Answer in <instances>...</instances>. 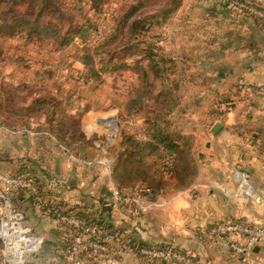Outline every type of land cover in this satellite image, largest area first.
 <instances>
[{
    "label": "crops",
    "instance_id": "0c3cea01",
    "mask_svg": "<svg viewBox=\"0 0 264 264\" xmlns=\"http://www.w3.org/2000/svg\"><path fill=\"white\" fill-rule=\"evenodd\" d=\"M166 26L173 32L168 35V52L181 49L201 64L200 72L223 75L238 87L233 106L221 112L209 129L220 124L205 138L195 176L186 184L176 176L167 177L164 191L155 200H141L140 215H132L113 195L111 162L106 157L91 163L63 151L55 198L64 209L77 208L91 219L110 221L134 242L166 243L190 251L200 264H264V241L238 255L226 239L204 234L226 219L253 224L263 219L264 96L257 89L264 84V22L234 14L225 0H184ZM180 29L186 34L183 46L176 34ZM242 173H246L244 183ZM25 196L36 216L25 212L24 225L31 238L41 240L34 252L35 264H71L63 241L71 240L75 230L40 211L33 193ZM111 242L112 253L95 258L98 264H171L147 260L122 249L120 241Z\"/></svg>",
    "mask_w": 264,
    "mask_h": 264
},
{
    "label": "rangeland",
    "instance_id": "374dc122",
    "mask_svg": "<svg viewBox=\"0 0 264 264\" xmlns=\"http://www.w3.org/2000/svg\"><path fill=\"white\" fill-rule=\"evenodd\" d=\"M131 1L108 0L104 5H97L91 0H80L84 10L98 23L97 30L91 32L94 35L89 43L90 46H94L113 29L116 20L129 7ZM168 1L170 0H156L155 7L146 8L144 12L143 10L137 12L132 20L164 8ZM164 27L165 25L154 24L151 29L144 31V40L154 41L162 47L163 51L168 52L165 47L169 44L168 35L173 32L168 29V26ZM176 34L183 46L186 34L182 29ZM132 38L134 36L126 35L123 44L128 43L127 41ZM76 39L74 45L54 53L50 51L46 42L27 41L12 34L0 36V264L36 263L34 262L36 250L24 254L25 249L22 251L19 246L25 247V240L18 241L16 232L9 231V225L11 227L22 225L26 228L25 212L34 213V217L36 216L35 208L27 206L25 200L27 192L33 193V199L36 197L35 202L40 211H43L45 204L57 205L55 193L62 178L57 174V169L64 168L61 165L63 149L50 138L49 132V134H43V127L48 126L49 123L48 118L34 114L24 117L23 113L16 115L13 110L16 107H25L32 100L29 98L30 94L42 90L45 85L49 89H55L57 86L73 87L76 84L73 75H85L88 72L87 66L77 57L87 55L83 39L80 37ZM138 39L129 42V47H132L130 49L122 46L125 50L123 49L120 55L128 63L127 67L112 74H104L101 78L94 77L87 82H77L78 98L75 101V107L84 108L87 104L90 106L88 111L79 115L80 129L86 136L95 140L96 146H100L99 157H106L111 162V176L113 182L118 184L117 186L130 185L141 179V170L125 173L121 169L118 177L120 179L115 182L112 164L114 167L116 156L115 153H108L107 147L120 142L127 135H143L144 113L138 114L139 110L135 112L131 110L130 103L144 85V70L149 74L155 95L160 90H164L160 92L163 95L169 92L177 101L170 120L173 123V130L181 137L182 150L184 153L188 151L193 154L192 159L194 157L195 162L200 157L199 152L205 149L204 141L210 135L209 129L212 123L221 112L233 106V101L236 100L235 93L238 90L237 82L229 84L230 82L225 81L223 75H205L200 72L203 68L201 64L194 60V56L183 55L181 49L176 54L168 52L175 60L176 66L172 75H169L168 84H163V80L156 77L154 70L150 68L151 60L147 57V53L140 51L142 45H147L140 43ZM133 47L137 50L136 48L132 50ZM73 55L76 58H73ZM136 60L142 61L143 66L137 67L134 63ZM40 75L52 77L50 81L47 79L46 82H41ZM23 79L29 81L25 83ZM7 97H10V103L6 101ZM121 113L124 115L121 116ZM53 121L57 125L64 119L54 118ZM121 162L126 164L124 160ZM25 163L32 167V172L23 171ZM131 163L136 168L139 166L133 161ZM178 165V175L182 173L179 180L184 184L188 183L192 177L191 160L182 158L178 161ZM73 167L76 166L73 165ZM14 177L36 178L35 182L43 192L45 191V198H41L37 192H30L18 186H9L6 179ZM119 181L122 183L120 184ZM48 190L49 193H47ZM46 196H53V198L49 199ZM28 231L26 228L25 233L20 232L24 239L30 237ZM72 234L73 231L70 236ZM32 239V242L38 239L40 241V238ZM10 241L15 246H7V242ZM63 242L65 243V240ZM70 256L69 253V260Z\"/></svg>",
    "mask_w": 264,
    "mask_h": 264
},
{
    "label": "trees",
    "instance_id": "16d2710c",
    "mask_svg": "<svg viewBox=\"0 0 264 264\" xmlns=\"http://www.w3.org/2000/svg\"><path fill=\"white\" fill-rule=\"evenodd\" d=\"M107 1L91 0L92 3L97 5H104ZM183 1L170 0L164 8L147 13L149 15L146 16L135 17L132 20L137 12L142 10L144 12L146 8H153L157 4L156 0H132L121 17L116 20L113 29L98 40L94 46H90L89 43H91L94 35L91 32L97 30L98 23L97 20L91 17L92 15L84 10L80 0H0V36L12 34L27 41L46 42V45L50 47V51L54 53H59L61 50L74 45L77 41L76 38L80 37L83 39L84 50L87 52L85 57H77L87 66L88 72L85 75H73L76 80L73 87L57 86L55 89H49L45 85L42 90L30 94L29 98H32V100L25 107H16L13 110L14 114L23 113L24 117L30 114L46 116L49 123L48 126L43 127V134L50 133V138L54 139L64 152L76 153L86 162L92 163L98 160L100 146H96L95 140L86 136L80 129L79 115L88 111L90 106L87 104L84 108L75 107L74 104L78 98L77 82H87L94 77L95 79L101 78L104 74H112L127 67L128 63L120 55L124 49L122 46L130 49L132 47H129V42L139 38L140 43L147 45H142L140 51L147 53V57L151 60L150 68L155 72L154 75L160 77L163 84H168L169 75L174 72L176 62L156 42L144 40V31L151 29L154 24L165 25L178 11ZM225 2L229 11L234 14L246 15L257 22H264V20L248 13L233 10L229 6V1L225 0ZM126 35L134 36V38L123 44ZM135 48L133 47L132 50ZM74 57L75 55H73ZM134 63L137 67L143 66L142 61L136 60ZM143 75L144 85L137 93V97L130 103L131 110H134V112L139 110L138 114L144 113L143 135H127L120 142L108 146L107 152L110 154L115 153L116 156L114 167L112 164V175L115 182L120 179L118 177L121 169L125 173L141 170V179L130 185L117 186L118 184L114 183L115 187L120 190L121 196L123 198L131 196L133 189L139 185L144 189L143 196L146 199L155 200L164 191L167 177L176 176L179 179V176L182 175V173L178 175L177 171L180 159L188 158L191 160L193 166L191 179L197 172V163L194 157L192 159L193 154L188 151L184 153L180 143L181 137L173 130V123L170 118L176 109L177 101L173 99V95L169 92L165 95L160 92L164 90H160L155 95L146 70H144ZM40 76L41 82H46L47 79L50 81L52 77L49 75ZM23 81L27 83L29 80L23 79ZM6 101L10 103V97H7ZM122 115L124 113H121ZM54 118H63L64 121H59L55 125L53 123ZM122 160L126 164L121 162ZM132 161L137 165L139 164L137 167L139 169L134 167ZM23 171L30 173L32 167L25 163ZM29 178L35 184L39 196L45 198V192L35 182L37 179ZM179 181L184 184L181 180ZM119 183L122 182L119 181ZM43 212L74 230L76 228L62 221L61 216L77 217L83 223V229L95 228V232H92L91 236L83 242L81 257L86 264H98L95 258L102 254L106 255L104 256L106 258L107 255L112 253V242L107 240L110 236L119 238L121 247L122 244H128L133 251H138L141 247H174L172 244L166 243L146 244L134 242L130 238H126L121 230L115 228L110 221L102 217L91 219L84 210H78L77 208L64 209L59 203L56 206L43 205ZM231 220L245 221L234 218H231ZM90 241H97L105 245L107 247L106 254L101 250L93 249L90 246ZM64 244L67 254H69L72 247L69 237ZM122 249L124 248L122 247ZM195 258L197 259V256Z\"/></svg>",
    "mask_w": 264,
    "mask_h": 264
},
{
    "label": "built area",
    "instance_id": "2783aa9c",
    "mask_svg": "<svg viewBox=\"0 0 264 264\" xmlns=\"http://www.w3.org/2000/svg\"><path fill=\"white\" fill-rule=\"evenodd\" d=\"M226 1H229V6L233 10L248 13L251 16L264 20V0ZM257 92L264 96V84L258 87ZM241 175L244 183V180H246V173H242ZM6 182L11 187L18 186L23 189H28L31 192H36V186L30 179L14 177L6 179ZM112 188L115 199L121 202L127 213L140 215L142 210L141 200L146 199L143 196V188L138 185L133 189L132 195L125 198L121 196V192L118 188L115 186ZM60 219L76 228L74 233L71 235V264H86L83 262L81 257L83 242L91 236L92 232H95V228L83 229V223L75 216H61ZM204 234L213 239H226L231 251L235 254L242 255L251 251L255 246L264 241V215L262 221L257 224L249 223L247 221L226 219L210 226ZM107 240L121 241L119 238L113 236L108 237ZM90 246L95 250L103 251L105 254L107 252V247L97 241H90ZM122 247L124 250L134 252L136 255L145 259L164 261L171 264H200V262L195 258L196 255L194 253L190 251H180L176 247H141L138 251H133L128 244H122Z\"/></svg>",
    "mask_w": 264,
    "mask_h": 264
},
{
    "label": "bare ground",
    "instance_id": "6f19581e",
    "mask_svg": "<svg viewBox=\"0 0 264 264\" xmlns=\"http://www.w3.org/2000/svg\"><path fill=\"white\" fill-rule=\"evenodd\" d=\"M8 225H9V223L8 222H6ZM6 223H4V225L6 224ZM4 228V227H3ZM6 228L8 229V227L6 226ZM9 231H11V232H16V234H15V236H16V239L18 240V241H20L21 242V240H25V243H26V246L25 247H22L20 244V246H19V248H20V250H24L25 249V252H23L24 254L26 253H29L30 251H34V250H36L39 246H40V241H39V239L37 240V241H35V242H32V238H30V237H28V238H26V239H24L23 238V236L20 234V232H25L26 231V229L22 226V225H18V226H10L9 225ZM19 231V232H18ZM9 233V232H8ZM7 233V234H8ZM6 234V235H7ZM14 242V241H13ZM18 244V243H17ZM11 246V245H13L12 244V242L10 241V242H7V246ZM13 246H15V245H13ZM22 250V251H23ZM20 253H21V251H20ZM22 260H24V258L22 259Z\"/></svg>",
    "mask_w": 264,
    "mask_h": 264
},
{
    "label": "water",
    "instance_id": "95a60500",
    "mask_svg": "<svg viewBox=\"0 0 264 264\" xmlns=\"http://www.w3.org/2000/svg\"><path fill=\"white\" fill-rule=\"evenodd\" d=\"M219 126H220V124L219 123H216L215 126H214V128H213V130H212V132L213 133H216L217 132V129H219ZM0 233H1V231H0Z\"/></svg>",
    "mask_w": 264,
    "mask_h": 264
}]
</instances>
